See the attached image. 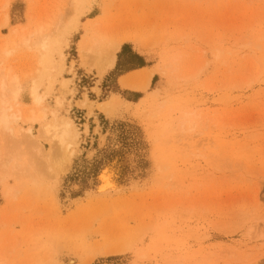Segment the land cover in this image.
<instances>
[{"label": "rangeland", "instance_id": "1", "mask_svg": "<svg viewBox=\"0 0 264 264\" xmlns=\"http://www.w3.org/2000/svg\"><path fill=\"white\" fill-rule=\"evenodd\" d=\"M72 10L0 0V98L79 134L67 158L40 126L0 132V264H264V0H91L36 101L38 35L66 29ZM92 39L121 43L105 76L99 49L81 54ZM134 55L153 73L146 91L120 85ZM102 174L122 192L92 198Z\"/></svg>", "mask_w": 264, "mask_h": 264}, {"label": "bare ground", "instance_id": "2", "mask_svg": "<svg viewBox=\"0 0 264 264\" xmlns=\"http://www.w3.org/2000/svg\"><path fill=\"white\" fill-rule=\"evenodd\" d=\"M8 5H9V1H6L4 4V8H6ZM90 5H91V0H72V9H73L72 11L75 14V19L73 21L70 20L71 22H69V25L66 27V29H59V31L56 34H54V36H47V35H43V34L38 35L35 47L38 50H41L43 52V55H42V59L40 60V62L38 64L40 66L39 77L35 81V84L32 87V97L34 100L37 101L39 99L38 98L39 97L38 87L45 80H47V79L49 80V87H48L49 90H52L53 87L55 86V80L53 78L52 73H53V70L56 68L57 64H55L54 54L62 55V51H63L62 45L64 44V42L62 41V38H64L65 36H67V34H69V32H70L69 30L72 31L74 29V26L72 28L70 26H72L73 24L76 23L75 26L77 27L79 17L82 14H84L85 12L90 10ZM8 23H9V21H8V19H6V21L2 24V27L6 26ZM65 25H67V24H65ZM65 25H64V27H65ZM15 35L17 36V33H15ZM26 42L24 44H26ZM97 49H99L97 52L98 61L96 63L97 67H98V73H99V76H105L106 73L110 69H113L115 64H116L117 54L119 53V51L121 49V43L104 45L103 42H100L97 39H92L90 41L87 40L85 43H83V45L81 47V54H82L83 58L87 61V63H89L90 61H93L92 60V54H94V52ZM59 67H60V72H61L62 67H63L62 64H60ZM152 77H153V73H151V72L147 73L146 81L143 84H141L140 86L132 85L129 80H122L121 84L125 88L132 87V88H139L142 90H146L151 83ZM10 79L12 80L11 83L17 87V93H15V96H18V91L20 90L17 86L19 78L16 75L15 76L12 75L10 77ZM6 81H7V76L5 77V79L1 83L2 91H5ZM67 85H68V83H67V81H65L63 84V91L64 92L68 88ZM9 103H10V101L8 102L6 99L0 98V107H1V109H0V132L1 133L8 131L10 129V125L12 122H17L20 120L22 122L24 121L29 126H40L38 132H39L41 139H43L44 141L52 142L53 146H54V142H55V144H57L59 146V149L61 150V155L64 154V157L66 155H67V158L68 157L71 158L73 156L74 151L72 149L78 145L77 139L79 137V134H78L77 130L75 129V127L73 126V123L70 119L65 118V117H62L59 119V118L55 117L56 115L54 112H51L52 116L54 117V120L51 122H49V121L46 122L45 120H46V117L48 114L46 108H44V107L36 108V106H34V108H30L29 111H27L25 113V112H22L20 110L14 111L12 109V107H10ZM114 104L112 102H109L106 105L104 104V106H102L101 109L105 113L112 112ZM30 131H31V128H27L25 130H22L21 132L22 133L25 132L26 134L25 133L24 134L28 135ZM37 145H38V143H37ZM33 146L37 149V146H35L34 144H33ZM52 150L54 151V149H52ZM51 153L52 154H50V155L53 156L54 153L52 151H51ZM40 154L44 155L43 151H40ZM42 155H40V156L43 159H45ZM58 158H60L59 155H58ZM62 159H64V158H62ZM3 167L5 168V165ZM2 172H4V171H0V174ZM7 173L8 172H6V174H4V175H2L3 174L2 173L0 176H3V177L5 175L8 176L9 173L8 174ZM114 175H116V174H114ZM109 177H107V175L105 176L102 174V177L99 178L102 181V186L101 187L98 186L99 188L97 187L98 190L96 191V194H94L95 196L91 195L92 192L90 193L92 198H105V197H109V196L112 197L113 195H116V194H119L122 192V189L120 188L121 186L119 185L120 186L119 187L118 184H117V187L114 186L115 180L113 182L111 180L112 178H109ZM1 181H3V180H1ZM134 186L135 187H133V186L132 187L134 189L135 188L137 189L135 184H134ZM115 187L117 189L119 187V190H117V189L115 190ZM12 191H13L12 188H7L6 189V195L10 196L12 194ZM90 195H88V196H90Z\"/></svg>", "mask_w": 264, "mask_h": 264}, {"label": "crops", "instance_id": "3", "mask_svg": "<svg viewBox=\"0 0 264 264\" xmlns=\"http://www.w3.org/2000/svg\"><path fill=\"white\" fill-rule=\"evenodd\" d=\"M141 69H144V68H139V69H136V70H130V71L126 72V74H124V76H122L120 78V80H119L120 81V85L122 86V84H121L122 80H129L132 85H134V86H140L137 83L138 80H143L145 82L146 81V77H147V73H150L151 72V71H148V69H144V70H141ZM152 79H153V77H152ZM151 82H152V80H151ZM122 88L125 89V90H134V91H146L148 89L147 88L146 90H142V89H139V88H132V87L125 88L123 86H122ZM109 102H112V101H109ZM109 102H104V103H100L99 104V109H100L101 112H103L102 109H101V107L104 106V104L106 105ZM113 102H115V100H113ZM118 102H123L124 103V101H122V100H120Z\"/></svg>", "mask_w": 264, "mask_h": 264}, {"label": "trees", "instance_id": "4", "mask_svg": "<svg viewBox=\"0 0 264 264\" xmlns=\"http://www.w3.org/2000/svg\"><path fill=\"white\" fill-rule=\"evenodd\" d=\"M134 58L135 59H137L139 62H140V64L139 65H136L132 70H135V69H137V66H139V68H143V67H145V63L144 62H142V60L140 59V57L139 56H137V55H134Z\"/></svg>", "mask_w": 264, "mask_h": 264}]
</instances>
